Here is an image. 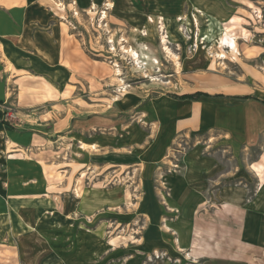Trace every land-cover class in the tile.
<instances>
[{
    "label": "rangeland",
    "instance_id": "rangeland-1",
    "mask_svg": "<svg viewBox=\"0 0 264 264\" xmlns=\"http://www.w3.org/2000/svg\"><path fill=\"white\" fill-rule=\"evenodd\" d=\"M41 2L87 60L64 95L75 102L57 92L60 72L44 110L83 124L30 141L18 125L41 110L0 102V264H264V214L249 210L264 107L168 97L226 87L264 99V0ZM221 191L241 192L226 217ZM250 231L257 243L239 245Z\"/></svg>",
    "mask_w": 264,
    "mask_h": 264
},
{
    "label": "crops",
    "instance_id": "crops-1",
    "mask_svg": "<svg viewBox=\"0 0 264 264\" xmlns=\"http://www.w3.org/2000/svg\"><path fill=\"white\" fill-rule=\"evenodd\" d=\"M2 1L3 0H0V102L13 106L12 99L14 98L16 102L14 103L19 110H41V112L38 113L32 111L33 113H30L32 115L25 114L32 118V120H22L18 125L25 131V133L21 134H25L24 136L30 138V141H36L39 137L37 134L32 133L34 131H49L54 132L55 135H60L64 133L66 127L69 128L72 125L75 128L82 127L83 118H80L82 117L81 114H77L76 112L71 113L69 115H64L60 120L58 114L54 111L50 109L44 110V108L48 104L50 106L52 102V100L48 99V96L46 97L47 94L51 95L52 89H50L49 86L46 87L47 89H44V84L46 81L53 84V80L60 77V72H67L68 74L65 76L67 80L64 84L60 83V86L56 85L58 88L57 92L62 95L63 101L71 100V102H75V99H69V96L64 95L70 93L69 95L73 97L77 94L76 91L81 89L77 79H81L83 75V61L84 59L86 60V57L84 58L83 56L82 45L80 42L79 45L73 42L72 36L75 35L68 32L69 30L63 27V23L42 7V0H17V2L11 3ZM6 3L14 6L11 9L2 7V5ZM27 76L34 77L35 80H30V77ZM93 77L95 76L90 74L88 78ZM95 83H98V79L95 80ZM21 86H24L25 89L32 90L36 88L35 91L37 92H29L32 98L30 96L25 97L24 93L22 94L21 92ZM67 88H71L72 90H68ZM220 92L222 93L215 95L205 93L209 96H203L198 101L177 98L179 95H174L177 97L168 95V97L169 100L175 104L188 105L199 104L202 101L215 102L231 100L238 104L248 102L259 103L264 107V99L262 100L248 94L228 96L223 93L234 94L238 91L226 87ZM218 95L220 96L216 97ZM243 96H252L255 99L246 101L235 99V97ZM44 97H46L45 100H43ZM1 108L2 107H0V119L4 118L5 115L4 109ZM50 127H52V129ZM40 138L44 137L40 136ZM217 169L218 168H215L213 173H217L219 171ZM252 170L260 180V192L257 194V200L252 203L249 210L254 212L257 217V215L260 216L264 214V157L261 164L252 166ZM173 188L175 194L178 187L173 186ZM240 193L241 192L237 191H232L229 194L223 191L220 192V194L224 196L225 208L219 209L220 213H223L225 217L227 212L226 206L228 205L227 202L233 208H239V203L236 199H240ZM176 196L180 198L177 193ZM228 198L230 199L229 201L227 200ZM175 204L180 206L184 205L183 202ZM219 225V228L225 227L224 224L219 223ZM244 225V227L248 226L250 230L257 228L254 219L249 223H244ZM220 235H223L221 231ZM223 237L224 236L220 237L221 243L223 242ZM245 237L248 238V241H245L244 238L237 237L236 242L239 245L257 243L256 240L251 239L253 237L252 231L245 235ZM183 244L188 245V242L186 241Z\"/></svg>",
    "mask_w": 264,
    "mask_h": 264
},
{
    "label": "trees",
    "instance_id": "trees-1",
    "mask_svg": "<svg viewBox=\"0 0 264 264\" xmlns=\"http://www.w3.org/2000/svg\"><path fill=\"white\" fill-rule=\"evenodd\" d=\"M172 96L173 97H177V96H174V95H172ZM203 96L208 97L209 95L208 94H205V93H202V92H197V93L192 94V95H183V96H179L177 98H180V99H190V100L198 101ZM219 96L220 95H218L216 97H219ZM235 99H239V100H242V101H246V100L255 99V98L252 97V96H243V97H235ZM263 104H264V102H263Z\"/></svg>",
    "mask_w": 264,
    "mask_h": 264
},
{
    "label": "bare ground",
    "instance_id": "bare-ground-1",
    "mask_svg": "<svg viewBox=\"0 0 264 264\" xmlns=\"http://www.w3.org/2000/svg\"><path fill=\"white\" fill-rule=\"evenodd\" d=\"M226 33V32H225ZM224 34L220 37L221 38V41H223V39H224ZM165 38L163 37V41H164V45H165ZM226 45L228 44L229 46L230 45H232V50L234 51V49H233V44H234V40H231V41H228V40H226V43H225ZM229 46H228V48H229ZM131 52V54L134 56V58H135V60H138V54H137V52H135V51H130ZM169 54V53H168ZM220 58H224V59H226L227 58V56L225 55V54H221V57Z\"/></svg>",
    "mask_w": 264,
    "mask_h": 264
}]
</instances>
